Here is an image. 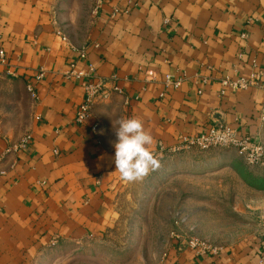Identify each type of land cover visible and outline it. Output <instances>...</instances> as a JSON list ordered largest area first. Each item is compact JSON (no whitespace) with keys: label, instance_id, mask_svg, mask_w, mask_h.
<instances>
[{"label":"crops","instance_id":"1","mask_svg":"<svg viewBox=\"0 0 264 264\" xmlns=\"http://www.w3.org/2000/svg\"><path fill=\"white\" fill-rule=\"evenodd\" d=\"M1 51L0 264H35L58 244L102 241L116 227L134 185L115 171L120 118L142 120L154 154L220 125L264 146V85H222L264 71V0H0ZM80 70L122 90L83 123L86 78L68 74ZM222 149H181L175 159L208 169ZM261 258L264 228L218 250L181 241L164 264Z\"/></svg>","mask_w":264,"mask_h":264},{"label":"rangeland","instance_id":"2","mask_svg":"<svg viewBox=\"0 0 264 264\" xmlns=\"http://www.w3.org/2000/svg\"><path fill=\"white\" fill-rule=\"evenodd\" d=\"M176 153L154 154L159 168L125 192L102 241L58 244L35 264H164L181 241L222 247L264 228V159L250 165L225 148L205 169Z\"/></svg>","mask_w":264,"mask_h":264},{"label":"built area","instance_id":"3","mask_svg":"<svg viewBox=\"0 0 264 264\" xmlns=\"http://www.w3.org/2000/svg\"><path fill=\"white\" fill-rule=\"evenodd\" d=\"M60 34V33H59ZM242 34V37H245ZM65 40L66 37L62 36ZM0 56L4 60V54L1 51ZM82 57H85L83 51ZM241 56V54L239 55ZM74 68V64H71ZM92 70V69H91ZM68 74H72L78 77H85L86 80L83 83V100L76 111V121L79 123L86 122L89 119L91 110L94 104L98 101L109 98L112 92H122L117 86H109L107 80L103 78L91 79L93 76L91 72L84 71H70ZM43 77V72L36 76L39 80ZM165 82L168 86L178 87L181 84L179 79L174 78L172 75L165 76ZM223 88H230L232 90L245 89L253 85H264V71H257L251 76H238L235 78L226 77L222 81ZM27 90L34 94V88L32 83L28 84ZM96 125L93 126L95 129ZM29 139L27 136L25 142ZM24 142V143H25ZM197 148L200 150H208L210 148H235L244 155L246 161L250 165H259L264 159V146L256 141L252 135L239 136L238 133L228 126H211L207 131L202 132L194 136H183L178 147L173 148L171 151H178L181 149ZM160 151L164 150L162 144H159ZM57 152V151H55ZM190 247L199 248L202 250H218V247H212L199 243L195 238L186 242ZM259 264H264V258H261Z\"/></svg>","mask_w":264,"mask_h":264},{"label":"clouds","instance_id":"4","mask_svg":"<svg viewBox=\"0 0 264 264\" xmlns=\"http://www.w3.org/2000/svg\"><path fill=\"white\" fill-rule=\"evenodd\" d=\"M114 132L116 140L112 144L115 149V171L123 181L142 180L150 171L159 168V160L151 150L154 139L146 131L142 120L135 117L120 118Z\"/></svg>","mask_w":264,"mask_h":264}]
</instances>
